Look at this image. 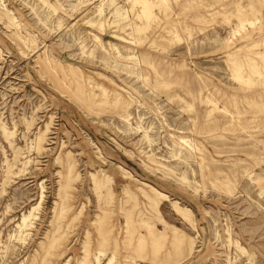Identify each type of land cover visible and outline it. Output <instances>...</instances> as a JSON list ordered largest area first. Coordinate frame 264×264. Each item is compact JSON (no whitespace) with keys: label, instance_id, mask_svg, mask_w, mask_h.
<instances>
[{"label":"rangeland","instance_id":"obj_1","mask_svg":"<svg viewBox=\"0 0 264 264\" xmlns=\"http://www.w3.org/2000/svg\"><path fill=\"white\" fill-rule=\"evenodd\" d=\"M0 264H264V0H0Z\"/></svg>","mask_w":264,"mask_h":264}]
</instances>
